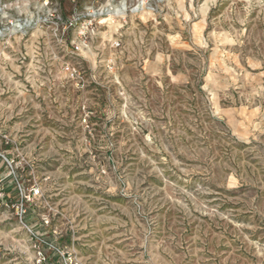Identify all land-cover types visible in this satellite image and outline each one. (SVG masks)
<instances>
[{"label": "rangeland", "instance_id": "rangeland-1", "mask_svg": "<svg viewBox=\"0 0 264 264\" xmlns=\"http://www.w3.org/2000/svg\"><path fill=\"white\" fill-rule=\"evenodd\" d=\"M0 264H264V0H0Z\"/></svg>", "mask_w": 264, "mask_h": 264}]
</instances>
